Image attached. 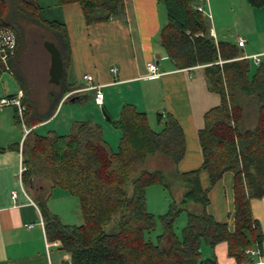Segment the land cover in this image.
I'll return each mask as SVG.
<instances>
[{"label":"trees","instance_id":"1","mask_svg":"<svg viewBox=\"0 0 264 264\" xmlns=\"http://www.w3.org/2000/svg\"><path fill=\"white\" fill-rule=\"evenodd\" d=\"M125 0H57L59 5L81 4L88 23L108 20L123 7ZM167 19L159 32V42L178 69L202 65L211 91L221 103L205 113V125L198 131L203 155L199 169L181 173L178 165L186 153V139L179 121L171 114L157 113L160 131L152 129L147 114L126 104L115 127L122 132L121 143L113 151L103 137V127L91 120L77 121L70 134L50 131L39 135L30 130L23 143L27 167L23 183L36 193L54 187L68 189L81 202L83 224L64 225L39 204L46 220L50 240H60L72 253L71 264H219L214 248L227 242L229 254L239 264H254L249 249L261 247L264 235L256 218L252 200L264 197V65L250 78L251 62L242 56L234 42H216L209 32L205 14L195 0H159ZM38 0H0V26H8L18 38L17 52L24 39L22 19H33ZM263 8L264 0H247ZM38 23L42 24L41 21ZM53 32V41L65 61L70 53L66 24L43 21ZM42 24V25H43ZM10 59L20 78L19 69ZM4 65L0 61V77ZM66 75V69L64 76ZM62 87L58 97L75 89ZM27 125L36 124L34 104L24 86ZM55 94H52V97ZM254 104L256 124L245 128L247 106ZM17 123L22 121L17 117ZM0 151H4L0 148ZM155 157L168 158L182 185L177 201L168 175L160 167H150ZM209 174L204 188L200 172ZM234 173V224L217 221L207 207L210 190L223 175ZM162 186L172 200L164 213L148 209L147 190ZM189 202L201 205L194 211ZM185 225L177 230L181 215ZM205 247L213 250L206 255Z\"/></svg>","mask_w":264,"mask_h":264},{"label":"crops","instance_id":"2","mask_svg":"<svg viewBox=\"0 0 264 264\" xmlns=\"http://www.w3.org/2000/svg\"><path fill=\"white\" fill-rule=\"evenodd\" d=\"M195 4L205 9L209 32L216 42L238 44L239 38L245 40L240 58L250 60L252 79L258 68L264 65V7L254 8L247 0H195ZM58 6L62 7L70 42L63 77L67 79L66 86L76 87L62 98L58 97L61 91L55 92L53 98L54 92H46L44 107L34 108L32 114L36 124L32 127L26 123L29 115H25L26 125L18 126L14 106L9 107H14L15 112L0 109V148L4 149L0 151V264H71L72 253L62 247L60 240L48 238L46 220L39 204L41 198H47L48 211L64 225L83 224L80 199L68 189L57 186L49 192L36 193L25 186L23 178L20 179L23 143L30 130L43 136L50 131L68 135L75 122L91 120L103 127L105 141L117 151L122 132L115 127V122L121 118L123 107L131 104L139 112H145L152 129L160 131L162 126L154 119L152 108L155 107L156 113H171L183 128L186 153L178 170L184 173L202 166L198 131L205 125V113L221 103L220 95L208 87L204 66L178 69L167 52L158 46V35L167 19L165 7L159 0H125L115 16L92 23L87 22L81 4ZM21 50L17 52L16 49V57L12 60L17 66H20ZM249 56H258L259 61ZM153 63L157 66L156 74L150 70ZM47 65L50 82L51 54ZM114 67L119 69L118 72L112 71ZM85 75H92L93 83L102 86V104L97 102L95 90L77 91L89 84ZM20 78L10 65L0 77V94L23 91L25 97L26 83L21 74ZM73 94L86 97L70 102L69 97ZM27 98L34 106L37 104L30 97L29 89ZM103 108L111 117L110 121ZM200 176L203 187L208 188V172L201 170ZM13 191L17 193L16 199L12 197ZM209 195L208 212L217 221L228 222L233 228L234 173L226 172ZM262 199L264 197L252 200L257 219L254 208ZM260 225L264 235V225ZM249 250L254 252H251L256 258L254 264H264V239L261 247ZM204 252L209 256L213 250L205 247ZM214 252L219 264H239L229 254L227 242L217 244Z\"/></svg>","mask_w":264,"mask_h":264},{"label":"rangeland","instance_id":"3","mask_svg":"<svg viewBox=\"0 0 264 264\" xmlns=\"http://www.w3.org/2000/svg\"><path fill=\"white\" fill-rule=\"evenodd\" d=\"M37 8L32 9L33 13H35V18L39 21H56L64 23V15L62 12V7L58 6L57 0H38ZM206 7L205 9L208 11V7L206 2L203 3ZM197 6V5H196ZM38 21V22H39ZM33 19H22L21 25L24 28V39L21 40L22 50L20 55V66H16L20 74L23 77V81L26 83V87L30 90V97L37 101L35 107H40L44 105L43 98L44 94L47 92H60L61 88L66 86V77H63L62 83L60 85H54L49 82L48 77V60L50 58V54L44 46V42L46 40H53V32L45 25L38 23ZM157 44L163 50L164 47L161 45L159 41ZM166 52V50H165ZM169 58V57H168ZM163 63V61H161ZM52 94V93H51ZM53 98V97H52ZM156 100V99H155ZM51 101H53L51 99ZM158 104V100L156 102ZM38 105V106H36ZM44 107V106H43ZM50 108V107H49ZM48 108V109H49ZM47 109V110H48ZM154 110V119L157 121V113L156 108H152ZM2 110L15 112L14 107H5ZM48 112V111H46ZM153 113V112H152ZM20 119V118H19ZM25 121L18 123V126H23ZM256 124V111L253 104L247 106L245 110V116L243 120V126L245 128H254ZM21 125V126H20ZM26 125V123H25ZM156 160V161H155ZM153 161V160H152ZM150 161V165L154 167H160L165 170L166 173H169L168 178L172 184V189L174 190V197L177 201H179L182 197V185H180V180L175 176L173 172V165L168 158L157 157L152 162ZM151 167V166H150ZM171 201L169 193L163 189L162 186L155 185L150 187L147 190V202L149 211L160 214L164 213ZM188 208L193 209L194 211H198L201 209V205L193 202H189L187 204ZM255 213L259 219L260 224L264 225V199L259 201L257 207L254 208ZM186 214L181 215V218L178 222L177 230L180 232L185 225Z\"/></svg>","mask_w":264,"mask_h":264},{"label":"built area","instance_id":"4","mask_svg":"<svg viewBox=\"0 0 264 264\" xmlns=\"http://www.w3.org/2000/svg\"><path fill=\"white\" fill-rule=\"evenodd\" d=\"M197 9L203 13L205 12V9L203 8L202 5H198ZM238 44L240 46H244L245 40L243 38H239ZM17 45H18V38L15 31L8 26H0V61L4 65V70L10 69V59L14 56L17 49ZM249 57H253L257 61H259L258 56H249ZM118 70L119 69L117 67L112 68V71L114 72H118ZM150 70L152 73L156 74L157 66L155 63L150 65ZM85 78L87 79L89 84L77 91L81 92V91L95 90L96 100L99 104H102L104 98V92L102 91V86L93 83L92 75H85ZM23 97H24L23 91H19L16 94H10V95L0 94V109L9 106H14L17 109V114L20 120L25 121V113L27 111V105L24 103ZM26 169L27 167L23 159H21L20 168H19V177L21 180L23 177V173L26 171ZM12 197L16 199L17 193L15 191L12 192ZM247 252H252V251L247 250Z\"/></svg>","mask_w":264,"mask_h":264},{"label":"water","instance_id":"5","mask_svg":"<svg viewBox=\"0 0 264 264\" xmlns=\"http://www.w3.org/2000/svg\"><path fill=\"white\" fill-rule=\"evenodd\" d=\"M45 48L49 51L51 54V67H50V82L53 84H60L61 79L64 74V60L61 54L60 49L56 45L55 42L51 40H46L44 42ZM86 97V95L83 94H73L69 97L70 102H75L82 100ZM103 113L106 116V119L108 121L111 120V117L109 116L108 112L105 108H103Z\"/></svg>","mask_w":264,"mask_h":264}]
</instances>
